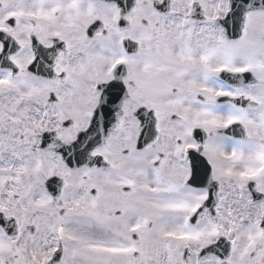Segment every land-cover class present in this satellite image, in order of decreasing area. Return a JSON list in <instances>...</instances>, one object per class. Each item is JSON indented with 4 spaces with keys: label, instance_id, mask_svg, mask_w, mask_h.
I'll use <instances>...</instances> for the list:
<instances>
[{
    "label": "snow or ice",
    "instance_id": "1",
    "mask_svg": "<svg viewBox=\"0 0 264 264\" xmlns=\"http://www.w3.org/2000/svg\"><path fill=\"white\" fill-rule=\"evenodd\" d=\"M0 264H264V0H0Z\"/></svg>",
    "mask_w": 264,
    "mask_h": 264
}]
</instances>
